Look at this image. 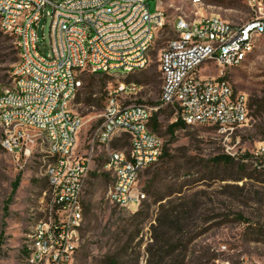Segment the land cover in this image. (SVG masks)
Wrapping results in <instances>:
<instances>
[{
	"label": "built area",
	"instance_id": "2783aa9c",
	"mask_svg": "<svg viewBox=\"0 0 264 264\" xmlns=\"http://www.w3.org/2000/svg\"><path fill=\"white\" fill-rule=\"evenodd\" d=\"M147 1L0 0V30L14 39L18 56L0 87V146L24 158L39 148L45 162L46 189L26 235L24 264H75L82 196L95 160L110 182L111 205L129 210L145 199L138 182L161 156L162 140L150 128L160 109L172 113V123L227 135L248 122L247 99L225 76L264 37V0H246L251 18L240 25L217 16L174 19L173 37L158 55V104H124L139 91L127 77L147 67L166 24L158 4L151 13ZM46 22L47 45L38 34ZM83 72L117 85L107 91L101 121L81 152L83 118L71 107ZM254 157L264 159V142Z\"/></svg>",
	"mask_w": 264,
	"mask_h": 264
},
{
	"label": "rangeland",
	"instance_id": "374dc122",
	"mask_svg": "<svg viewBox=\"0 0 264 264\" xmlns=\"http://www.w3.org/2000/svg\"><path fill=\"white\" fill-rule=\"evenodd\" d=\"M157 4L166 24L147 67L127 77L139 91L121 99L124 104H158V55L173 37L174 19L217 16L240 25L251 18L246 0H148L149 12ZM41 33L47 45L48 22ZM17 60L14 39L0 30V87L8 85ZM225 79L235 93L245 95L248 122L230 135L196 126L170 136L172 113L160 109L154 133L167 156L140 175L138 187L145 199L137 207L119 210L110 204V182L100 172L101 163L94 161L82 196L75 264H264V159L254 157L264 142V37L256 40L245 63L226 71ZM116 85L107 75L82 73L71 107L83 118L81 152L101 121L107 91ZM43 155L36 148L24 158L0 146V264H24L26 235L46 188ZM222 157L231 161H215ZM165 214L177 216L178 223L164 227Z\"/></svg>",
	"mask_w": 264,
	"mask_h": 264
},
{
	"label": "trees",
	"instance_id": "16d2710c",
	"mask_svg": "<svg viewBox=\"0 0 264 264\" xmlns=\"http://www.w3.org/2000/svg\"><path fill=\"white\" fill-rule=\"evenodd\" d=\"M16 47V46H15ZM92 75H96V74H92ZM150 128H151V130L154 132V131H156L157 130V128H158V123H157V118H156V114L155 115H153L152 117H151V119H150ZM183 128H186V126L182 123V122H180V121H177V122H175V123H172L171 125H169L168 127H167V133L170 135V136H172L173 135V133H174V131H176L177 129H183ZM167 156V154H166V150L165 149H162V152H161V156H160V158H164V157H166ZM245 157H247V158H245V160H247L249 157L248 156H245ZM159 158V159H160ZM215 161H217V162H219V161H224V162H229V161H231V158H229V157H222V158H218V159H215ZM45 181V180H44ZM45 186H46V182H45ZM46 189V188H45ZM163 223H162V225L165 227L166 225H168L169 223L170 224H176V223H178V218H177V216H175V215H172V214H165L164 216H163V221H162ZM24 253H25V251H24Z\"/></svg>",
	"mask_w": 264,
	"mask_h": 264
},
{
	"label": "bare ground",
	"instance_id": "6f19581e",
	"mask_svg": "<svg viewBox=\"0 0 264 264\" xmlns=\"http://www.w3.org/2000/svg\"><path fill=\"white\" fill-rule=\"evenodd\" d=\"M158 8L160 9V7L158 6Z\"/></svg>",
	"mask_w": 264,
	"mask_h": 264
}]
</instances>
